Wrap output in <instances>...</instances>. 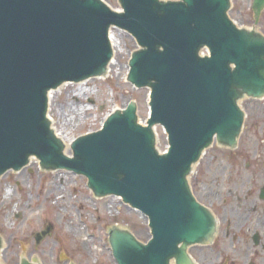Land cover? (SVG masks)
I'll use <instances>...</instances> for the list:
<instances>
[{"label": "water", "instance_id": "95a60500", "mask_svg": "<svg viewBox=\"0 0 264 264\" xmlns=\"http://www.w3.org/2000/svg\"><path fill=\"white\" fill-rule=\"evenodd\" d=\"M118 3L120 12L102 0H0V177L32 158L43 171L83 176L91 196L121 198L147 218L145 244L110 224L115 264H186L187 247L210 242L216 231L188 178L214 142L236 146L244 122L238 102L264 97V37L236 27L230 0ZM252 12L257 23L264 0H252ZM113 28L138 46L125 80L146 89L148 118L141 125L130 102L100 130L72 140L67 157L47 119L48 93L104 76ZM158 126L167 135L163 154ZM23 253L19 264L36 263Z\"/></svg>", "mask_w": 264, "mask_h": 264}, {"label": "rangeland", "instance_id": "374dc122", "mask_svg": "<svg viewBox=\"0 0 264 264\" xmlns=\"http://www.w3.org/2000/svg\"><path fill=\"white\" fill-rule=\"evenodd\" d=\"M102 1L119 11L118 0ZM251 6L252 0H230L228 16L238 27L264 37V12L256 23ZM112 34L117 47L109 77L64 86L49 100L52 128L70 143L98 131L112 111L130 102L137 106L139 123L148 117L146 89L125 80L129 55L138 47L127 33L113 29ZM239 106L245 118L237 148L212 144L189 177L196 199L226 222L213 246L189 249L199 264H237L259 251L249 235L264 224V98L242 99ZM156 131L163 151L166 137L160 127ZM64 154L72 157L70 149ZM110 224L127 229L143 244L149 240L141 213L118 198L91 196L83 176L43 171L30 159L26 168L0 177V264H19L24 248V259L36 258L37 264H115ZM259 257L255 264H263Z\"/></svg>", "mask_w": 264, "mask_h": 264}, {"label": "flooded vegetation", "instance_id": "af4514ba", "mask_svg": "<svg viewBox=\"0 0 264 264\" xmlns=\"http://www.w3.org/2000/svg\"><path fill=\"white\" fill-rule=\"evenodd\" d=\"M210 206L212 208V205H210ZM211 212L213 213V215L215 216V218L217 219V222H218L217 232H216L215 237H214V239H213L211 244L206 245V246H198L200 248L208 247V246H211V245L213 246L217 242L218 238L220 237V233H221V230H222V224H224V223L226 224V222L224 221V218L220 219V217L215 212H213L212 210H211ZM231 223H232V221H231ZM228 224H230V222H228ZM262 225H263V227L261 229L259 228L253 234L249 235L250 240L253 243L252 246H254L255 248L258 247L259 251L257 249H254L251 254H246V259H245L244 262L237 260L235 263H237V264H255V260L258 259V257L260 256L259 259H261L263 261V264H264V224H262ZM226 228H230V226L227 225L223 229L226 230ZM224 234H225V231H224ZM190 248L192 249V247H190ZM189 249L186 252V255H187V258H188V262H186V264H199L193 258L191 253L188 252Z\"/></svg>", "mask_w": 264, "mask_h": 264}, {"label": "bare ground", "instance_id": "6f19581e", "mask_svg": "<svg viewBox=\"0 0 264 264\" xmlns=\"http://www.w3.org/2000/svg\"><path fill=\"white\" fill-rule=\"evenodd\" d=\"M120 11V10H119ZM109 39H110V44H111V47H112V50L114 52L115 48L117 47V40L116 38L113 36L112 34V31L110 32V35H109ZM114 60L111 62V64L108 66L107 68V72L105 73L104 77L103 78H107V76L109 77L110 75V71H111V67L114 65ZM80 86V85H79ZM50 96V95H49ZM51 99V96L49 97V100ZM240 102V101H239ZM239 105V104H238ZM48 116V120L50 121V125H51V129H52V124H51V119L49 118V115L47 114ZM55 133V136L57 138H59L61 140L62 143H64V153H68V150H69V143H70V140L68 139H65V137L62 136V134H58L57 132L53 131Z\"/></svg>", "mask_w": 264, "mask_h": 264}]
</instances>
